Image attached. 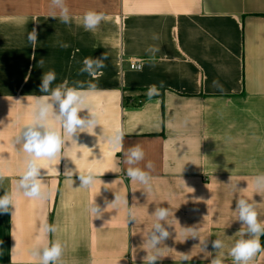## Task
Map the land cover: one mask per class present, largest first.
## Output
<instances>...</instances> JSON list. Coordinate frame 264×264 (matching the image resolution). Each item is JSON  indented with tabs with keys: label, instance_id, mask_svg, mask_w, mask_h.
<instances>
[{
	"label": "crops",
	"instance_id": "1",
	"mask_svg": "<svg viewBox=\"0 0 264 264\" xmlns=\"http://www.w3.org/2000/svg\"><path fill=\"white\" fill-rule=\"evenodd\" d=\"M65 3L70 24L60 22L51 0H0V172L5 177L0 196L16 190L24 170L26 154L15 137L43 95L44 72L55 71L53 87L64 80L85 89L88 81L95 83L88 103L100 124L95 135L67 137L61 158L40 161L51 170L49 175L40 170L47 200L18 194L15 208L0 213V264H39L31 250L51 239L64 244L58 264H143L147 251L151 254L144 242L155 223L152 214L160 206L170 207L173 215L156 264H210L215 255L233 264L229 251L242 223L234 212L238 197L256 202L264 221V194L255 193L252 183L264 174V0ZM89 10L108 17L94 32L82 26ZM33 28L35 49L27 40ZM153 34L160 39L153 40ZM150 46L160 49L155 60L146 51ZM104 53L108 59L98 79L80 73L84 58ZM135 61L141 70H131ZM152 84L160 91L148 100ZM116 127L124 132L119 152L105 140ZM136 145L145 152L138 166L153 164L150 192L125 175L123 154ZM66 168L73 170V184L64 176ZM88 169L101 175L102 185L97 179L92 189L79 188V172ZM115 192L135 206L136 221H128L123 204L108 208ZM94 196L108 209L93 219L87 209ZM44 220L57 232L38 239ZM187 228L197 229L206 247L199 238L185 239ZM217 238L224 242L219 252L212 247ZM185 254L190 261H183ZM250 264H264V251Z\"/></svg>",
	"mask_w": 264,
	"mask_h": 264
},
{
	"label": "clouds",
	"instance_id": "2",
	"mask_svg": "<svg viewBox=\"0 0 264 264\" xmlns=\"http://www.w3.org/2000/svg\"><path fill=\"white\" fill-rule=\"evenodd\" d=\"M54 8L59 9L60 22L70 24L72 18L69 13V8L66 6L65 0H51ZM52 18H55L53 16ZM108 17L102 12L89 10L82 18V26L86 31H96L103 21ZM38 39V32L33 28L27 33V40L36 48ZM153 40H158L160 37L153 34ZM151 54V59L155 60V54L160 51L158 47L150 46L146 49ZM35 58V53H33ZM108 59L104 53L101 57L93 58L86 57L83 59V66L80 68V73H87L93 80L98 79L103 74V69L106 67L105 61ZM43 59L39 64H43ZM56 80V73L54 70L44 72L42 76V83L40 85V92L43 95L36 97L35 105L32 108V119L25 123L19 134L15 137V143L21 146L23 153L26 154L24 170L19 178L15 181L16 190L12 192L5 191L3 196H0V213H8L15 208V198L18 194H22L29 199L47 200L50 193L47 190L46 183L41 178V169H46L45 175H49L51 170L45 168L40 161L46 159L48 161L56 160L57 157L62 156V149L65 145L67 137L73 140L74 135L79 133H88L95 135L94 129L99 124V114L88 103V97L91 92L96 90V84L88 81L87 89L82 86H69V82L64 80L62 83L53 87V82ZM80 85L81 82H75ZM213 86L223 91V86L218 81H213ZM160 87H163L161 82ZM160 87L156 84L149 85L146 96L151 100L154 96L159 95ZM85 115H81L85 112ZM50 120L58 122L59 126H53ZM124 132L121 128L116 127L111 134L105 136V140L109 147L119 152L123 147ZM75 141V140H73ZM145 159V152L140 145L130 147L123 154V163L127 165L125 175L130 181L138 182L145 186L147 192L152 191V176L150 170L153 169V164L148 162L144 168L138 165ZM60 161V160H59ZM195 164V163H194ZM147 169V170H145ZM57 171V169H56ZM57 173H59L57 171ZM103 175V174H102ZM64 176L67 177L71 184H73L72 176L73 170H65ZM101 176V175H100ZM98 177L97 173L92 169L84 172H79V180L82 189H92L97 179L103 182ZM3 172H0V182L4 179ZM231 181V179H230ZM253 187L255 193L264 194V174H257L252 177ZM105 188L107 185H103ZM234 190H237V184L233 185ZM100 191V190H99ZM99 194V193H98ZM97 194V195H98ZM96 196V195H95ZM95 196L89 201L88 212L94 218H100L103 212L110 206L116 207L123 204L127 209V217L129 220L136 221L135 206L129 207L127 196H121L115 192V200L108 205V208L101 209L95 202ZM256 202L248 198L238 197L236 201V220L242 222L240 230L235 234L238 238L231 246L229 255L233 259V264H250V261L257 253L264 251L261 245V237L264 236V221L259 218ZM14 212H12L13 216ZM173 215L170 207H156L152 216L155 217V223L151 231L147 234L144 244L148 249H151V254L147 251V255L143 258V264H156L161 259L162 251L161 245L170 237L171 233L168 230L169 217ZM188 235L185 239L199 238V232L195 228L186 229ZM57 232V226L52 223L49 224L47 220L41 222L39 226V237L49 238L54 236ZM202 245L206 247V240H201ZM212 247L217 252L224 248V242L217 238L212 241ZM205 251V248H201ZM64 252V244L59 239H51L43 246L34 247L31 250V256L39 261V264H58ZM191 256L185 254L183 261H190ZM135 258H133L134 260ZM210 264H224L223 258L220 255H215L211 258Z\"/></svg>",
	"mask_w": 264,
	"mask_h": 264
},
{
	"label": "built area",
	"instance_id": "3",
	"mask_svg": "<svg viewBox=\"0 0 264 264\" xmlns=\"http://www.w3.org/2000/svg\"><path fill=\"white\" fill-rule=\"evenodd\" d=\"M130 68H131V70H141L142 69V64L141 63H139V62H131L130 63Z\"/></svg>",
	"mask_w": 264,
	"mask_h": 264
},
{
	"label": "trees",
	"instance_id": "4",
	"mask_svg": "<svg viewBox=\"0 0 264 264\" xmlns=\"http://www.w3.org/2000/svg\"><path fill=\"white\" fill-rule=\"evenodd\" d=\"M260 239H261V245L262 247H264V236H262Z\"/></svg>",
	"mask_w": 264,
	"mask_h": 264
}]
</instances>
